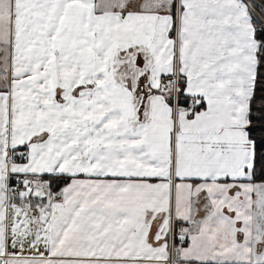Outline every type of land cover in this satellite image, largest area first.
I'll return each mask as SVG.
<instances>
[{
  "label": "snow or ice",
  "instance_id": "obj_1",
  "mask_svg": "<svg viewBox=\"0 0 264 264\" xmlns=\"http://www.w3.org/2000/svg\"><path fill=\"white\" fill-rule=\"evenodd\" d=\"M0 264H264V0H0Z\"/></svg>",
  "mask_w": 264,
  "mask_h": 264
}]
</instances>
